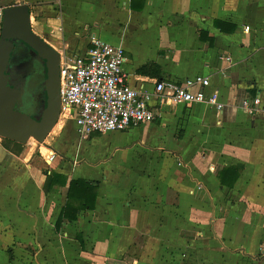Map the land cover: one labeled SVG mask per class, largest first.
Returning <instances> with one entry per match:
<instances>
[{
  "label": "crops",
  "instance_id": "obj_1",
  "mask_svg": "<svg viewBox=\"0 0 264 264\" xmlns=\"http://www.w3.org/2000/svg\"><path fill=\"white\" fill-rule=\"evenodd\" d=\"M16 2L60 56H81L94 39L120 46L133 88L156 95L159 82L208 77L205 92L224 109L153 98L155 121L124 131L136 137L108 143L97 161L71 155L74 119L45 145L0 138V264H264V0ZM147 64L160 76L140 74ZM255 98L251 115L243 101ZM80 163L99 171L96 207L57 229L68 187L47 192V177L88 179ZM235 166L238 180L223 186L219 172Z\"/></svg>",
  "mask_w": 264,
  "mask_h": 264
},
{
  "label": "built area",
  "instance_id": "obj_2",
  "mask_svg": "<svg viewBox=\"0 0 264 264\" xmlns=\"http://www.w3.org/2000/svg\"><path fill=\"white\" fill-rule=\"evenodd\" d=\"M14 5H19L16 0H0V35L5 9ZM126 60L122 47L98 39L92 40L81 56H61L59 122L74 119L80 138L88 139L96 133L124 132L154 122L153 98L160 105L206 104L218 111L224 109L218 92H205L211 85L208 77L197 76L181 84L159 82L156 95L135 89L124 70ZM260 105V98L243 101V108L251 115ZM43 158L50 166L58 154L49 150Z\"/></svg>",
  "mask_w": 264,
  "mask_h": 264
},
{
  "label": "water",
  "instance_id": "obj_3",
  "mask_svg": "<svg viewBox=\"0 0 264 264\" xmlns=\"http://www.w3.org/2000/svg\"><path fill=\"white\" fill-rule=\"evenodd\" d=\"M21 42L31 50L45 67V104L39 118L21 111L18 101L21 92L8 85L5 70L15 56V43ZM61 56L45 40L33 32L31 8L25 3L7 7L0 35V138L21 145L34 139L45 145L59 123L61 114Z\"/></svg>",
  "mask_w": 264,
  "mask_h": 264
},
{
  "label": "trees",
  "instance_id": "obj_4",
  "mask_svg": "<svg viewBox=\"0 0 264 264\" xmlns=\"http://www.w3.org/2000/svg\"><path fill=\"white\" fill-rule=\"evenodd\" d=\"M138 72L143 75L160 76V69L155 64H147L141 67ZM240 173L241 167L235 166L224 168L218 176L223 186L233 187ZM55 186L68 187L66 202L57 221V229L64 221L75 222L82 212L95 209L100 186L99 181L81 178L69 181L68 177L52 172L47 177L46 191L49 192Z\"/></svg>",
  "mask_w": 264,
  "mask_h": 264
},
{
  "label": "flooded vegetation",
  "instance_id": "obj_5",
  "mask_svg": "<svg viewBox=\"0 0 264 264\" xmlns=\"http://www.w3.org/2000/svg\"><path fill=\"white\" fill-rule=\"evenodd\" d=\"M15 56L9 61L5 74L8 85L21 92L17 107L39 118L45 104V67L43 62L24 44L15 43Z\"/></svg>",
  "mask_w": 264,
  "mask_h": 264
},
{
  "label": "rangeland",
  "instance_id": "obj_6",
  "mask_svg": "<svg viewBox=\"0 0 264 264\" xmlns=\"http://www.w3.org/2000/svg\"><path fill=\"white\" fill-rule=\"evenodd\" d=\"M70 142L71 144H74L72 148V153L71 155H78L81 156L83 155L84 157L91 159L93 161H97L100 158L103 157V153L106 152L107 150V144L108 143H118V144H124L130 142L134 137L133 134H128L127 132L119 133V134H100L98 135V140L90 141L88 139H81L77 129L74 125V123H70ZM60 129V128H58ZM55 131L50 135V137L46 140V144L50 141H52V138L55 136L54 134ZM115 133V132H114ZM31 142L38 144L34 139L31 140ZM41 145V144H38ZM52 145V143H51ZM72 146V145H71ZM70 146V148H71ZM48 153V151H47ZM46 153V154H47ZM120 156V154L118 155ZM82 158H77L75 160H72V162H80ZM82 162V161H81ZM82 165V163L78 164L77 166ZM86 165V164H85ZM75 166V165H74ZM77 175L78 177H83V178H88V179H98L99 178V171L93 172L90 170L89 166H83L81 169L77 170Z\"/></svg>",
  "mask_w": 264,
  "mask_h": 264
}]
</instances>
